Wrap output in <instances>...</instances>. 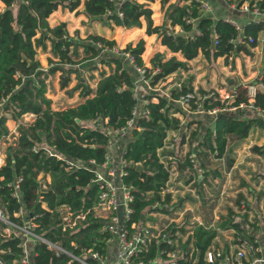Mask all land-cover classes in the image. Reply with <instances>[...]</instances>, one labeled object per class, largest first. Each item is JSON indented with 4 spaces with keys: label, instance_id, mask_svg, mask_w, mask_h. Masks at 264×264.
Returning a JSON list of instances; mask_svg holds the SVG:
<instances>
[{
    "label": "trees",
    "instance_id": "trees-1",
    "mask_svg": "<svg viewBox=\"0 0 264 264\" xmlns=\"http://www.w3.org/2000/svg\"><path fill=\"white\" fill-rule=\"evenodd\" d=\"M0 1L3 3L0 10V54L4 57V66H0V139L8 133V118L15 121L16 131L13 142L6 147L4 161L0 164V211L7 220L15 224L33 223L34 233L74 255H80L82 249H92L103 254L107 233L99 230V223L92 215L91 206L97 186L90 181L93 173L88 160L92 159L94 163L102 161L109 139L107 130L124 125L131 117L132 109L139 107L133 125L118 137L122 144L121 158L125 161L121 181L132 187V217L138 218L143 205L158 197V191L164 187L168 177L166 166L174 158L164 159V165L159 155L171 153L162 148L164 138L167 131L179 127V119L174 112L181 108L176 98L179 94L192 90L189 84L191 76L168 88V96L149 93L146 91L147 86L176 70H187V60L198 53L206 60H214L217 56L227 57L236 51L250 53L249 47L255 44L258 32L264 29V17L243 22L236 29L222 17L214 18L210 14H204L196 2L179 0L169 3L164 12V18L170 26L177 25L182 29L181 32L172 33L164 27L165 23L153 24L147 2L154 0ZM225 1H233L238 6L243 0ZM246 1L248 5L252 2ZM257 3L260 9L264 6V0H257ZM57 6L82 12L88 20L97 19L108 26L139 27L143 20L144 32L159 35L160 43L170 51H178L182 59L174 55L164 59L163 53L156 51L149 59V66H145L140 56L144 44L142 38H138L134 44L127 42L117 52H113L105 48L116 45L114 39L93 33L83 38L69 35L62 23L53 26L47 23V16ZM187 17L192 20L186 22ZM194 28L199 33H194ZM247 35L252 37L249 43L246 42ZM213 37L216 41L214 43ZM46 40L49 41V50L55 60L48 59L49 64L42 68L34 57V47H45ZM78 47L83 55L75 59L79 55ZM121 50L132 57L134 64L144 68L147 85L142 84L139 92L141 101L132 94L137 73L128 59L120 53ZM87 59H95L108 67V71L99 69V77L93 89L79 68L90 71L96 68L95 62L90 61L89 66L85 67L78 66ZM56 70L59 71L61 87L67 84L70 74L75 75L76 82L67 92L71 94L79 87L78 93L83 97L82 101L60 109L50 107V98L45 95V79ZM199 91L201 93L202 90ZM195 101V97L189 99L190 108H193ZM200 102L204 111L215 105L223 106L216 91L200 99ZM239 102L246 106L220 109L207 116L209 123L200 137L195 138V131L190 132L189 140L196 139L195 143L199 146L193 157L202 169L203 178L208 173H217L214 168L205 166L210 153L212 157L218 158L225 152L226 164L231 165L233 158L229 154V139L240 141L255 127L264 132V119L260 115L245 114L244 109L248 108L249 103L240 84L227 107L237 106ZM252 105L264 110V89L255 93ZM27 112L33 113V118L30 121L21 120L22 115ZM203 113L206 116V112ZM183 135L184 133L181 141ZM252 149L264 155V146H253ZM67 159L72 163L67 162ZM183 159L178 165L184 164L191 168L189 154ZM74 162L78 165L73 164ZM17 177L20 179L14 194L13 181ZM195 184L196 191L200 192V185L198 182ZM146 191L150 192L151 197L148 199L144 198ZM261 193L262 191L258 195ZM62 205L69 208L71 215L83 214V217L75 218L72 226H63L59 215ZM18 208L22 209V213L15 214ZM236 215L238 214L229 209L220 225L233 228L232 241L245 238L253 242L254 233L260 228L256 224L258 218L247 222L253 231L250 232L239 226ZM239 216L245 219L246 213ZM6 225L0 221V230ZM214 235L215 229L204 227L201 223L194 225L192 237L195 245L199 246L196 264H204L201 253L211 243ZM19 240L18 235H7L0 231L1 262L12 264L15 261V264H21ZM29 255V264H79L66 252L55 253L42 241L31 244Z\"/></svg>",
    "mask_w": 264,
    "mask_h": 264
},
{
    "label": "built area",
    "instance_id": "built-area-1",
    "mask_svg": "<svg viewBox=\"0 0 264 264\" xmlns=\"http://www.w3.org/2000/svg\"><path fill=\"white\" fill-rule=\"evenodd\" d=\"M192 1L196 2L198 8L204 14L210 13L211 7L207 0ZM236 7L249 12L251 14V19L249 20H259V18H262L261 15L264 14V6L260 9L257 0H252L250 5H248L246 0H243ZM222 19L228 21L236 29L240 28V24L232 18L222 17ZM191 20V18H185L186 22H190ZM170 28L171 26H168V31ZM177 30L179 32L182 31L179 26ZM193 32L199 33L197 28H194ZM251 41L252 37L247 35L246 42L249 43ZM214 42L216 41L213 37L212 43ZM255 42L264 43V29L258 32L255 37ZM120 48L122 47L114 45L105 49L117 52ZM120 53L128 59L137 73L132 87V94L136 97L142 90V87L140 88L139 86L143 83L147 85V77L144 76V68L134 64L132 57L127 52L121 50ZM227 57L230 59V55ZM48 64L49 63L46 65ZM178 84L179 83H177V85ZM238 85L239 83L237 82L233 83L231 91L225 96L218 94L220 102L223 103L222 107L215 105L204 111L200 99L211 95L213 90L203 91L200 94L194 90H187L179 94L176 101L180 106L184 107L188 105L190 98L195 97L196 101L192 110L213 113L220 109L243 107L246 106L243 102H239L237 106L230 105L227 107ZM243 88L245 90L247 102L249 103L247 104L248 108L254 110V112L258 113L264 119V110H260L258 107L252 105L255 93L262 89V83H248L243 86ZM168 94L169 92L167 90L164 95L168 96ZM138 100L141 101V97L138 98ZM142 100L146 102V100ZM138 109L137 107L132 109L131 117L124 125L107 130L109 132V139L105 147L102 161L100 163H94L92 159L88 160L93 173L90 181L97 186V192L91 210L92 215L99 223V230L107 233L105 252L101 254L96 250L82 249L80 255H74L65 251L56 243L34 233L32 230L33 223H24L23 225L15 224L7 220L0 211V220L19 228L24 235L20 237L18 243L20 247L19 262L21 264H29L30 261V243H28V241H30L31 244L36 241H42L49 248L53 249L55 253L58 251L66 252L79 264H193L194 261L196 262L198 248L193 241L192 229L195 224H203V222L199 220L195 221L193 218L186 222L182 217L181 210L179 209L180 203L182 202L181 198H187L188 193L178 191L176 188L171 187L176 179L171 164L166 166L168 177L165 180L164 187L158 191V197L152 198L148 203L143 205L138 218L132 217V208L130 206L133 197L131 193L132 187L121 181L120 175L124 173L122 168L125 161L121 157L116 159L115 144L118 141V137L125 134L129 127L133 125L134 117L139 111ZM167 134L168 131L165 135L162 148L168 147V145L165 144ZM48 153L51 152L48 151ZM159 156L164 165H166L165 158H174L171 153H162ZM189 156L193 167L195 162L193 153H190ZM3 161L0 162V164H2ZM66 161L69 163L71 162L68 159ZM73 164L78 165L77 162ZM19 179L20 177H17L13 181L14 194ZM165 195H167V198ZM149 197H151L150 192L146 191L144 198L148 199ZM18 213H22L21 208H18L15 212V214ZM59 215L63 222V226H72L75 223V218L83 217V214L71 215L69 208L64 205L60 207ZM203 226L209 227L205 224H203ZM240 227L243 229H251V225L248 223L246 225L240 223ZM250 231L253 232L252 230ZM258 231L259 230L256 232ZM252 241L253 242H250L245 238H239L231 243V246L228 245L226 248L213 245L211 242L201 253L202 261L204 264H264V256L260 255L264 246L255 235ZM0 264L4 263L0 260Z\"/></svg>",
    "mask_w": 264,
    "mask_h": 264
},
{
    "label": "rangeland",
    "instance_id": "rangeland-1",
    "mask_svg": "<svg viewBox=\"0 0 264 264\" xmlns=\"http://www.w3.org/2000/svg\"><path fill=\"white\" fill-rule=\"evenodd\" d=\"M177 2L179 0H168L167 2L160 3L157 0L152 1L148 3V5L151 8V17L153 24L156 23H162L164 19V11L167 6V3L170 2ZM1 2V1H0ZM234 2H232L233 4ZM3 7V3L0 4V10ZM236 8V6L234 5ZM62 11V10H61ZM61 13V12H60ZM53 17L55 15H52ZM55 20H57L59 17H54ZM54 22V21H50ZM86 27V26H85ZM87 29V27H86ZM79 29H77L78 32ZM114 35L116 37V40H118V44H120L119 47H123L125 44V41L128 37L131 36V32L128 34H125L126 32H123L122 30L114 29ZM70 35H77L74 33V30H72V33ZM123 35V36H122ZM80 38H83L79 35H77ZM120 39V41H119ZM46 42V41H45ZM155 41L152 42L149 45L148 49V55L145 56V53L142 52V56H145L144 58L148 59L155 53ZM47 43H45V47L36 46L34 47V57L38 59L40 65L42 68H45L48 63V59L55 60L52 56L51 52L47 53ZM79 55L77 57H74L75 59H79L83 53L79 50ZM147 52V51H146ZM166 52V51H164ZM237 60L235 58L233 59H227L230 60V62L223 60V59H216V60H206L202 57V55L197 54L193 59L189 60V68L186 71H179L176 70L172 74H168L163 79L158 80L152 85L147 86L146 91L152 94H165V92L168 90V88L177 85L178 82H182L185 78L188 76H191L189 84L192 87V90L200 94L199 89L202 91H216L219 95L225 96L227 95V92L230 91L229 83H233L236 79V81L240 84V87L245 86L248 83H251V79H254L255 73L254 71L252 73L249 72L247 74V71L245 72V66H248V68H255L258 65L253 63L251 59L253 57L249 55V62L248 65H246V62H244L241 58V54L235 55ZM232 60V61H231ZM90 61H81L78 66L85 67L86 65L89 66ZM0 66H4V57L2 54H0ZM226 69L232 70V74L229 72H226L224 70V67ZM239 66L238 73H236L237 68ZM259 66H261V70L264 72V52L262 55L261 62L259 63ZM103 68L102 66L96 68V73H92V75H88L86 71H82V76L86 80V82L89 84L90 87H93V83L95 81L96 76L99 77V69ZM106 68V66L104 67ZM103 68V69H104ZM105 70V69H104ZM226 74V75H225ZM231 74V75H230ZM238 76V77H235ZM230 78L231 82H228V79ZM235 78V79H234ZM247 78V79H244ZM46 91L45 94L50 98V107L53 109H60L64 108L66 106L75 105L78 102L82 101L83 97L80 96L78 93L79 87L75 88L71 94L67 92V89L70 88L75 82L76 77L73 74H70V78L67 82V84L64 87H61L59 84V72L58 70L54 71L51 74H48L46 79ZM146 86V85H145ZM140 88L143 87V85L139 86ZM231 87V86H230ZM201 91V92H202ZM140 94H137V98ZM191 106H180L181 110L174 112V114L179 119V127L176 130H169L165 144L168 145V147L163 148L164 150H170L172 157L176 159V163L183 162V157L187 154H190L191 152H195L197 149L198 144L194 141L189 140L190 138V132L195 131V138L200 137L202 134V130L208 126L209 118L207 116H210L213 114V112H206V116L204 115L202 111H195L190 108ZM244 112L246 115H251V111L248 108L244 109ZM6 116H9V114H6ZM33 115L23 114L21 117V120L23 121H29ZM189 122L186 126V123ZM6 124L8 127V133L3 136L0 139V153H3L5 149H7V145L11 144L16 136L15 131V121L10 120L9 118L6 120ZM182 133L183 139L181 141ZM120 143V142H118ZM229 145H234L237 147V145L241 144H249L248 146L241 147L239 145L238 150H233V159H234V166L230 169L229 175L226 179L223 178L219 179L217 178L216 181H204L203 184L200 183V192L196 191L195 182H197V178L191 179L187 178L184 179L186 176H191L189 172L191 169L188 167L184 168V173L182 174L183 179L180 178V181L182 182L181 191L187 192L189 194L190 191L187 188H192L193 195L191 194L189 197L181 198L180 203V210L182 217L187 222L189 220H192L191 218L200 219L201 222H205L206 220L211 221V218H213V214H217L218 212L224 211L225 206H228L227 204H234L235 200H238V188H242L243 192H245V196H249L248 193L250 191L245 190L243 186V182L249 184L251 188L254 190L264 189V157L261 155H256L254 150L252 149L253 146L262 147L264 146V133L258 129V128H252L248 135L243 138L240 141L234 142L232 139H229L228 141ZM117 145V143H116ZM234 146V147H235ZM182 147V148H180ZM201 147V146H200ZM116 151L120 153L121 147L115 148ZM210 165L214 164L218 160L212 159V153H210ZM236 160H241L237 162ZM241 162V167L239 163ZM211 165V166H212ZM179 166V165H178ZM187 166V165H186ZM180 167V166H179ZM186 169V170H185ZM190 170V171H189ZM252 171L258 172L256 173V177H258L259 181L255 182L252 180ZM191 171L190 173H192ZM249 174V175H248ZM251 174V175H250ZM241 176V177H240ZM198 183V184H199ZM173 188L174 185H171ZM224 189V193L220 194L219 189ZM242 192V194H243ZM244 196V194H243ZM225 212H227L225 210ZM207 213L210 215L207 216ZM250 221H253L252 214L249 215ZM193 219V220H195ZM196 221V220H195ZM8 225V224H7ZM1 231V230H0ZM2 232V231H1ZM17 230L15 229L14 225L9 224L8 227V234H16ZM7 234V232H6Z\"/></svg>",
    "mask_w": 264,
    "mask_h": 264
},
{
    "label": "crops",
    "instance_id": "crops-1",
    "mask_svg": "<svg viewBox=\"0 0 264 264\" xmlns=\"http://www.w3.org/2000/svg\"><path fill=\"white\" fill-rule=\"evenodd\" d=\"M139 1H141V0H139ZM157 1L160 2V3H164V2H167L168 0H164L162 2L160 0H157ZM149 2L152 3V1H148L147 4ZM207 2L210 4V7H211V10H210L209 14L212 17H214V18H217V17H229V18H232L233 20L237 21L239 24H241L243 22H246L247 20L251 19V14L249 12L243 11V10L237 8V7L235 8L234 5L232 4L233 1H230L229 3H227L225 0H207ZM170 3H173V2H170ZM0 4H1V2H0ZM168 4L169 3H167V5ZM148 7L150 8L149 5H148ZM52 15H55L54 17L57 16L59 18L57 20H55V18ZM261 17H264V14L261 15ZM50 21H54V22L52 23ZM47 23H48L49 26H53V25H55L57 23H62L69 35L72 33V30H74L75 34H77V35H79L81 37H84V36H86L89 33L99 34V35H102V36H104L106 38L114 39V41H115L117 46H120V44H118V40H116V37L114 35V32H115L114 29H118V31H116V32H119V30H122L123 32H126L125 34H128V33L131 32V36L127 38V40L125 41V44L127 42H131L132 44H134L138 38H142L144 40L143 51L142 52L145 53V56L148 55L147 53H148L149 45L152 42L155 41L156 42L155 43V45H156L155 46V50H158L159 52H162L164 59L168 58L170 55H174L176 58L182 59V57H181V55H180V53L178 51H176V52L170 51L165 45L160 43L159 35H157L156 33L146 34L144 32V21L143 20H141V25L139 27L133 26V27L124 28V27H121L119 25L108 26V25H105V24L101 23L97 19L88 20L87 16L84 15V13H82V12H75L74 10H68L66 7L57 6L56 9L53 10L47 16ZM162 23H165L164 27H166L167 29H168V26H170L168 24V20L167 19L165 20V18L163 19ZM162 23H160V24H162ZM155 25H159V23H156ZM85 26L87 27V29H86ZM177 28H178L177 25L171 26L169 31H171L172 33L179 32L177 30ZM77 29H79L78 32H77ZM119 41H120V39H119ZM45 43H47V45H46L47 46V53H50L49 41L46 40ZM79 50L81 51L80 47L77 48V51H79ZM249 50H250V53H244L243 51H236L235 53L230 55V59L235 58L237 60L235 55L236 54H241V56H242L241 59L244 62H246V65H248V62L250 61L249 60V55H251L253 57V59H251L252 62L257 64L258 66L255 67V68H253V67L248 68L247 70H246V68L248 66H245V72L247 71V74H249V72L252 73L254 71L255 76H254V79H251V83H259L260 82V83H262V89H264V72L261 70V66H259V63L261 62L262 55H263V52H264V43L255 42V44L253 46L249 47ZM164 51H166V52H164ZM142 52H141L140 56L142 58L143 64L145 66H149V59L150 58L149 59H148V57L144 58L145 56H142ZM198 54H200V53H198ZM200 55H202V54H200ZM202 57H203V55H202ZM193 58H191V59H193ZM191 59H188L187 63H189V60H191ZM216 59L217 60L218 59H223V60H226L227 62L228 61L230 62V60H227L229 58L228 57H224V56H217L214 60H216ZM84 61H92V62L94 61L95 65H96V68H98L99 66L100 67L102 66L103 68L105 67V65H101L95 59H87V60H84ZM96 68H94V69H92L90 71L88 70L86 72L88 73V75H90V74L92 75V73L95 74L96 73ZM188 68H189V64H188ZM79 69H80V71H85V69H83V68H79ZM104 69H105V71H108V67L107 66ZM224 70L226 72H229V73L232 74V70L229 71V69H226L225 67H224ZM238 70H239V66L237 68L236 73L241 76V74L238 73ZM179 71H186V70L180 69ZM172 73H170V74H172ZM97 76H96L95 81L93 83V87H91L92 89L94 88L95 82L98 79ZM235 77H238V76L235 75ZM244 79H247V78H244ZM233 81L237 82L236 79L233 80ZM228 82H231L230 78L228 79ZM232 85H233V83H229L230 91H231V87L230 86H232ZM138 105L140 106V102H139ZM248 109H250L251 114L259 115L258 113L254 112V110H252L251 108H248ZM24 114H28V115H33L34 116V114L30 113V112H27V113H24ZM258 129H260V128H258ZM118 142L119 141H117V145L115 144V148L116 147L117 148L121 147V151L119 153L118 151L115 150L116 159H119L121 157V152H122V144L118 143ZM239 145H237L238 148H236L235 144L234 145H232V144L229 145L231 147V150H230L229 154L233 153L234 149L238 150L239 148L244 147V146H248L249 144H241L240 145L241 147H239ZM180 148H182V147H180ZM5 152H6V149L4 150L3 153H0V162H2L4 160ZM254 152L256 153V155H261V156L264 157V155L258 153L257 150H254ZM192 153L193 152H191V154ZM224 154H225V152L223 153L222 156L218 157L217 159H215V157H212V159L218 160L213 165L211 164L212 166L210 165L211 158H208V162L205 163L206 167L214 168V170L217 172L214 175H212L211 173H208L205 176V178H203L202 169L199 168V164L195 161L193 167L190 168L191 171H193V172L190 173L191 171L189 170L190 171L189 174H191V176L190 175L186 176L184 179H187V178H190V177H191V179H195V177H196L197 178L196 181L198 183L200 181L201 184H203L204 181H209V182L216 181L217 178H219V179L223 178V181H224V179H226L227 176L229 175L230 169L234 166V159L232 160L231 165L227 166ZM231 156H233V154H231ZM165 159L167 160L168 158H165ZM236 161L239 162L241 160H236ZM170 164L172 165V171H174V175H175V178H176L175 182L173 184L174 188H176L178 191H181L182 182L180 181V178L183 179V176H182V174L184 173L183 169L188 167V165L186 166L184 164L183 165L180 164L181 166L179 167L178 164L176 163V159H174V160L172 159ZM245 164H247V163H245ZM245 164H243V165H245ZM239 165L241 167H243V165H241V162L239 163ZM251 173H252V180H254L255 182H258L259 181L258 177L255 178L256 173H258V172L252 171ZM262 178L264 179V177H262ZM200 183L198 185H200ZM243 186H244L245 190L250 191L248 193L249 196H245V192H243L242 188H238L237 189V191H239L238 200H235L234 204H232V205L228 203L227 204L228 206H225L224 211L218 212L217 214L214 213L213 214L214 217L211 218V221L206 220L203 223L205 225H208L209 226L208 228L215 229V235H214V237L212 238V241H211L213 245L222 246V247L226 248L228 245L231 246V243L234 242V241H232L233 228L230 227V226L223 227V226L220 225L221 221H223V219L225 217H227V213H228V211L230 209L234 213L238 214V215L235 216V219L238 220L241 224L243 223V224L246 225L247 222L248 223L249 222H253V221H250V218H249V215H251V214H252L253 220H254V218H258L256 223H258L260 225V228H259L258 232L254 233V235L258 238L259 242L264 246V189L254 190L253 188H251L249 186V184H247L245 182H243ZM195 187H196V185H195ZM187 189L193 195V193H192L193 189L192 188H187ZM260 191H262V193L258 195V193ZM242 192H243L244 196H243ZM219 193L223 194L224 193V189H222V188L219 189ZM191 194L188 193V197ZM225 210L227 212H225ZM242 213H246L245 219H243L241 216H239ZM208 215H210V214L207 213V216ZM193 219H195V218H193ZM195 220L196 221L197 220L200 221V219H195ZM0 221H2V220H0ZM5 224H7V223H5ZM8 227H9V224L4 226L3 228H1V231L4 232V234H6V232H7V235H8ZM15 229L17 230V233L14 234V235H18L19 237H23L24 236L22 231L19 228L15 227ZM28 243H30L29 244V249H30L31 242L28 241ZM260 255L264 256V248L261 250ZM29 260H30V255H29ZM12 264H15V261H13Z\"/></svg>",
    "mask_w": 264,
    "mask_h": 264
},
{
    "label": "water",
    "instance_id": "water-1",
    "mask_svg": "<svg viewBox=\"0 0 264 264\" xmlns=\"http://www.w3.org/2000/svg\"><path fill=\"white\" fill-rule=\"evenodd\" d=\"M137 168L141 169V166L137 165ZM197 247H199V246H197ZM193 264H196V262L194 261Z\"/></svg>",
    "mask_w": 264,
    "mask_h": 264
}]
</instances>
